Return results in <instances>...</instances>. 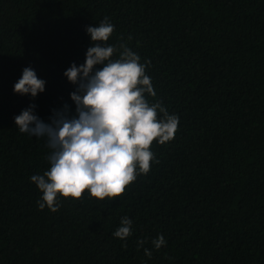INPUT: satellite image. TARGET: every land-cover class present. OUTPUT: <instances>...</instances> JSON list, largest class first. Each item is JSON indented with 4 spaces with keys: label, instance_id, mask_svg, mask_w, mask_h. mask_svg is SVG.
<instances>
[{
    "label": "trees",
    "instance_id": "obj_1",
    "mask_svg": "<svg viewBox=\"0 0 264 264\" xmlns=\"http://www.w3.org/2000/svg\"><path fill=\"white\" fill-rule=\"evenodd\" d=\"M105 18L108 44L150 61L148 99L177 130L152 143L158 162L120 197L40 210L30 176L50 150L14 117L30 104L45 123L64 104L74 114L63 73L84 63L86 28ZM25 67L46 82L35 99L13 92ZM0 264H264V0H0Z\"/></svg>",
    "mask_w": 264,
    "mask_h": 264
},
{
    "label": "clouds",
    "instance_id": "obj_2",
    "mask_svg": "<svg viewBox=\"0 0 264 264\" xmlns=\"http://www.w3.org/2000/svg\"><path fill=\"white\" fill-rule=\"evenodd\" d=\"M114 27L107 18L88 26L91 46L84 63H73L63 73L74 86L69 93L74 114L64 104L53 109L45 123L30 104L14 117L20 133L44 138L50 150L49 168L30 176L41 193L37 201L40 210L55 213L60 207L58 198L80 200L84 193L97 202H111L138 176L149 172L150 162H158L152 143L164 145L174 138L179 117L169 114L161 101L148 99L156 97L146 74L150 61L141 63V57L126 44H120L119 49L108 44ZM117 52L118 58H113ZM45 84L33 68L25 67L13 92L35 99L45 91ZM131 235L132 221L124 216L113 236L125 241ZM145 242L137 240L138 247ZM151 244L159 250L166 241L158 234ZM144 254L151 258L152 252L144 248Z\"/></svg>",
    "mask_w": 264,
    "mask_h": 264
}]
</instances>
